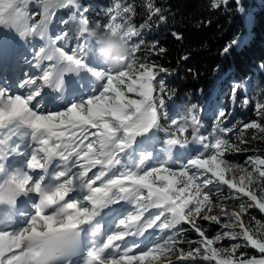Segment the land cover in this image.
I'll list each match as a JSON object with an SVG mask.
<instances>
[{
    "label": "snow or ice",
    "instance_id": "snow-or-ice-1",
    "mask_svg": "<svg viewBox=\"0 0 264 264\" xmlns=\"http://www.w3.org/2000/svg\"><path fill=\"white\" fill-rule=\"evenodd\" d=\"M31 2L0 0V60L17 37L43 42L33 52L34 66L42 69L41 75L19 84L26 92L10 94L8 88L0 87V264H173L174 257L215 264H264V231H260L264 224L257 221L254 231L242 219L250 207L264 213V158L249 156L248 167L226 161V153L245 151L225 138L234 129L219 128L224 135L205 142L207 137L199 133L195 115L184 124L172 119L176 131H169L163 123L169 120L164 84L157 81L158 74L168 70L155 62H140L136 53L143 40L130 48L124 67L97 69L91 65L90 49L95 41L86 9L81 11L77 0H40L42 12L30 13L27 6ZM228 2L217 0L213 7ZM45 6H49L47 11ZM69 7L75 10L70 17L78 19L79 35L66 50L67 42H60L67 33L50 34V21L55 10ZM146 7L149 20L159 15L160 22L165 21L152 0ZM115 8L121 9L118 0ZM122 11L134 13L131 6ZM36 15L40 19L33 22ZM118 15L119 11L111 16L105 32L119 35L127 45L148 27L145 23L138 28L129 17L124 23L115 22ZM157 44L151 42V49ZM235 44L233 40L223 52ZM81 73L94 78L84 91ZM68 74L80 83L66 81ZM97 82H102L99 91ZM45 87L70 94L63 110L41 105ZM237 90L232 89L233 96ZM157 92L159 98L154 95ZM242 103L247 105L249 98L244 96ZM254 107L264 120V101L258 100ZM224 115L220 112L218 117ZM189 124L193 126L191 141L201 149L182 161L174 160L175 150L188 146ZM248 129L264 134V123L244 124L243 130ZM161 132L166 139L158 136ZM239 142L246 143L242 136ZM177 162L178 168L171 166ZM226 173L233 175L226 178ZM217 185H226L252 203H241L236 206L239 211L229 212L224 203H213L214 191H221ZM240 195L218 197V201ZM216 208L219 215L211 214ZM221 216L226 218L223 224ZM201 220L221 225L222 231L208 237L198 223ZM181 225H189L199 239H186L188 229ZM223 239H242L246 245L232 244L229 251L216 246ZM184 244L187 249L181 247ZM242 246L261 255L236 256Z\"/></svg>",
    "mask_w": 264,
    "mask_h": 264
},
{
    "label": "trees",
    "instance_id": "trees-1",
    "mask_svg": "<svg viewBox=\"0 0 264 264\" xmlns=\"http://www.w3.org/2000/svg\"><path fill=\"white\" fill-rule=\"evenodd\" d=\"M118 2L120 10L115 8L117 0H77L80 10L86 9L84 15L89 19L91 29L105 32L104 26L117 11L119 15L115 22L124 23V18L129 17L138 28L141 24L148 25L139 36L130 38L128 47L143 40L136 53L140 62H155L168 70L159 73L157 81L164 84L163 95L169 120L175 116L186 121L195 115L203 129L201 135L208 138L211 132L216 137L224 135L218 131L219 128L234 129L225 138L245 151L226 153L224 159L230 163L244 165L249 156L264 158V134L254 129L243 130V125L249 122L264 123L256 115L254 107L258 100L264 101V68L261 67L264 65V0H240L239 5L236 0H229L228 4L219 3L217 7H213L216 0H152L154 6L161 8V14L166 18L164 22H160L159 15H153L149 20L146 7L149 0ZM124 6H131L134 13H124ZM27 8L30 13H40L43 5L36 11L31 4ZM73 11L72 7L57 9L50 21V34L67 33L60 42L61 45L67 42L66 49L75 45L79 35L78 19L73 21L70 17ZM39 19L40 15H36L33 22ZM172 33L180 35L181 39L177 40ZM233 40L237 44L224 53V48ZM153 41H158L155 50L150 47ZM160 47L165 51L159 52ZM244 85L247 86L246 94L243 93ZM233 88L238 89L235 96L232 95ZM154 95L159 98L161 93ZM244 96L249 98L246 110L242 103ZM220 112L225 113L224 117H218ZM169 120L163 123L169 131H176ZM190 134L188 131L189 139ZM158 136L161 140L167 138L163 132ZM241 136L246 143L239 142ZM253 136L257 138L253 139ZM257 193L261 195L259 191ZM198 223L211 238L215 227L207 221ZM180 227L188 229L184 234L186 239H199L189 225ZM181 247L187 249L188 245ZM241 253L245 254V258H259L261 255L250 246L242 247L235 255L240 256Z\"/></svg>",
    "mask_w": 264,
    "mask_h": 264
},
{
    "label": "rangeland",
    "instance_id": "rangeland-1",
    "mask_svg": "<svg viewBox=\"0 0 264 264\" xmlns=\"http://www.w3.org/2000/svg\"><path fill=\"white\" fill-rule=\"evenodd\" d=\"M217 1V0H216ZM32 8L36 11L38 9L41 8V3L39 0H32V2L30 3ZM33 11V10H32ZM34 13V12H33ZM92 39V38H91ZM17 41V40H16ZM20 41V40H18ZM18 43V42H16ZM20 43V42H19ZM43 42L41 40H39V38H30V40H28V43H24V49L20 52H18L16 54L15 59L17 61L21 60L24 62L25 60H27V56L29 57H32L33 59V52L34 50L38 49V47L42 44ZM71 48H67L66 50H70ZM27 54V56H26ZM91 65L96 67L97 69H102V67L100 66L99 63V60L96 58V56L91 53ZM18 58V59H17ZM5 60V61H4ZM10 60V61H9ZM12 61V58L10 59H3V61L0 63V82H1V86L0 87H6L9 89V93L10 94H21V93H25L26 92V89H21L19 87V84L22 80L24 79H27L29 77H37L39 76V71H41L40 68H36L34 65H31V67L33 68H29L28 69H24V68H21V76L19 78H16L17 80H13L12 83H11V80L9 79L8 80V65H10V62ZM9 63V64H8ZM16 63V62H15ZM34 64H35V61H34ZM104 65V64H103ZM14 67H15V64H14ZM107 67L103 68V69H106ZM31 69V71H30ZM11 70V69H10ZM9 70V71H10ZM30 74V75H29ZM83 75H87L89 76L90 74L88 73H81ZM11 83V84H10ZM41 82H39L38 84H40ZM99 85L102 83V82H98ZM43 92V90H42ZM243 93L246 94L247 93V86L244 85L243 86ZM131 95V94H130ZM37 100H40V97H37ZM46 100H41V105L43 107H46L48 110H63V106L61 105H56L54 103H56V101H54L53 103L50 102L48 104V106H46V103H45ZM36 101H33V104H35ZM245 105V104H244ZM249 106V103L247 105H245V110L248 108ZM192 116V115H191ZM191 118V117H190ZM190 118L188 120H182V119H178L176 118L175 116H171L170 117V124H171V120L172 119H175L177 120L180 124H184L186 123L187 121L190 120ZM188 131H190V133L192 134V131H193V126L191 124L188 125ZM201 132H203V129L201 128V126L199 125V133L201 134ZM190 134V135H191ZM213 134V136H212ZM206 137V136H205ZM216 138V135H214V132H211V137L208 138L207 137V140L205 142H208L209 140H212ZM163 147H166V145H163ZM201 149V146L198 144V143H193L191 141V138L189 139V143H188V146L186 148H177L174 152V160H179V161H182L183 159L187 158V156H190V155H194L197 150ZM208 152L210 153L211 152V149L208 150ZM234 164V163H233ZM239 165V164H238ZM172 167L174 168H178L180 166V163L177 162V163H174L171 165ZM243 166L245 167H248V165L244 164ZM95 171V169L93 170ZM249 171H251V168H249ZM37 173H35L34 175H36ZM91 175V173H90ZM230 175H233L231 173H226V178ZM240 175V172L237 171L235 173V176L238 177ZM212 187V186H210ZM217 187H219L221 189V191L219 193H216L214 191V194L212 195V199H213V203L216 204L218 202H222L224 203L225 205H227V210L229 212L231 211H239V208L236 207L237 205L241 204V203H247V204H251L252 202L248 200L247 197H243L242 195L240 194H236L234 192V190H231V189H228L226 185H217ZM237 196V195H240V198L239 199H227V200H223V201H218V197H227V196ZM257 195L259 196V194L257 193ZM115 207H119V206H115ZM125 207H128L127 205H125ZM155 211V210H153ZM211 214H215V215H219V209L216 208L214 209L213 213ZM260 216V218H259ZM263 216L264 217V213H261L259 211V209L255 208V207H250L247 209V212L242 216V219L244 221V223L246 225H248L250 228L254 229V230H257V221H259L261 224H264V218L261 217ZM255 218V219H253ZM226 218L221 216V224H223L225 222ZM208 222V221H207ZM210 223V222H209ZM214 227H215V232L213 234V236L219 232V231H222L221 229V225H218V224H213L211 223ZM263 230V229H260V231ZM151 231V230H150ZM237 231H239V229H237ZM147 235V234H146ZM212 236V237H213ZM132 238H129V240H131ZM142 239V238H141ZM232 244H241V245H246V241H243L242 239L241 240H237V241H230L228 239H223L221 242H219V244H217L216 246L217 247H223L227 250L230 251V245ZM244 247V246H242ZM242 247H240L239 249H237V251L241 250ZM162 264H167V261H163ZM173 264H215L214 261L212 262H209V261H203V260H200V259H197L195 261H178L175 259V257L173 258Z\"/></svg>",
    "mask_w": 264,
    "mask_h": 264
},
{
    "label": "bare ground",
    "instance_id": "bare-ground-1",
    "mask_svg": "<svg viewBox=\"0 0 264 264\" xmlns=\"http://www.w3.org/2000/svg\"><path fill=\"white\" fill-rule=\"evenodd\" d=\"M30 38L31 37H29L28 38V40H30ZM18 40H20L18 37H17V41L16 42H18V43H15L11 48H10V50H9V52H8V54H7V56L6 57H4L3 59H10V58H12V61L10 62V65H8L9 67H8V80L10 79L11 80V83H12V81L15 79V80H17L16 78H19L20 76H21V68H24V69H28V67L29 68H33V67H31V65H34V60L32 59V57H29V56H27V54H26V56L28 57L27 58V60H25L24 62L22 61V59L21 60H19V61H17L16 59H15V57L14 56H16V54L18 53V52H20V51H22L23 49H24V43L26 42V43H28V40L27 41H25V40H20V41H18ZM20 42V43H19ZM3 59L2 60H0V63L3 61ZM18 59V58H17ZM5 61V60H4ZM10 61V60H9ZM16 62V63H15ZM100 62V61H99ZM48 62H45V65L47 64ZM9 64V63H8ZM14 64H15V67H14ZM100 64V66L102 67V68H105V67H107V66H105V65H103V63H99ZM43 67V66H42ZM11 69V70H10ZM10 70V71H9ZM1 71V70H0ZM30 71H31V69H30ZM41 71H42V69H41ZM41 71H39V74L38 75H41ZM30 75V74H29ZM81 75V77H83V80H84V83H83V87L81 88V91H84V89H86L87 87H88V81H89V79H94V78H91L90 77V75L89 76H87V75H83V74H80ZM1 78V77H0ZM67 80H72V81H75V83L76 84H79L80 83V79L79 78H77L75 75H73V74H68L67 76H66V81ZM39 82H41L42 83V81H40V80H38L37 81V83H39ZM10 83V84H11ZM0 86H1V82H0ZM53 90V89H52ZM99 90H101L100 89V85H99V83L97 82V91H99ZM48 91V87H45L44 89H43V92H42V96L44 97V100H46L45 101V103H46V106H48V104L50 103V102H54V101H56V103H54V104H56V105H61V106H64L65 105V101H66V99H68V98H71V96H70V94L69 93H60V92H57V91H52L50 94L47 92ZM16 159H20V158H16ZM33 175L35 174V173H32ZM115 207V206H114ZM105 211H107V210H105ZM89 239H98V237H89Z\"/></svg>",
    "mask_w": 264,
    "mask_h": 264
},
{
    "label": "clouds",
    "instance_id": "clouds-1",
    "mask_svg": "<svg viewBox=\"0 0 264 264\" xmlns=\"http://www.w3.org/2000/svg\"><path fill=\"white\" fill-rule=\"evenodd\" d=\"M49 6H45V11ZM95 41V47L90 49L96 58L105 66L112 70H119L125 66L127 58L130 57L131 50L119 35H112L110 32H100L93 29L90 33Z\"/></svg>",
    "mask_w": 264,
    "mask_h": 264
}]
</instances>
